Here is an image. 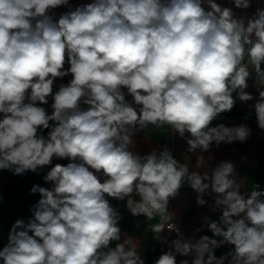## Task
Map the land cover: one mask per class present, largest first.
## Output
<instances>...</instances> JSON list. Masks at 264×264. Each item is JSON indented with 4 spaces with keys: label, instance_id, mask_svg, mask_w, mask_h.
Wrapping results in <instances>:
<instances>
[{
    "label": "clouds",
    "instance_id": "1",
    "mask_svg": "<svg viewBox=\"0 0 264 264\" xmlns=\"http://www.w3.org/2000/svg\"><path fill=\"white\" fill-rule=\"evenodd\" d=\"M62 6L68 10L54 19ZM251 7L0 0V170L39 174L50 166L43 180L51 185L31 187L40 198L11 225L0 264H146L112 200L133 217L159 215L151 231L163 247L152 264H264V188L242 192L231 160L200 171L214 159L205 155L213 145L251 136L247 123L214 124L238 102L264 131V6L257 0L251 16L234 10ZM149 126L183 139L195 169L166 146L137 152L135 136ZM185 184L198 207L219 213L195 230L211 236L185 237L168 223L170 200Z\"/></svg>",
    "mask_w": 264,
    "mask_h": 264
},
{
    "label": "crops",
    "instance_id": "2",
    "mask_svg": "<svg viewBox=\"0 0 264 264\" xmlns=\"http://www.w3.org/2000/svg\"><path fill=\"white\" fill-rule=\"evenodd\" d=\"M91 0H69V4L75 8L81 3H90ZM218 3H221L224 6H230V0H217ZM260 6H264V0H260ZM257 7V0H252V7L247 10L234 9L237 15L247 14L251 16ZM68 10L67 6H62L54 10L53 16L54 19H58L59 15ZM67 67V65H66ZM71 79V76H66L63 79H57L54 85V91L58 88L61 83H67ZM251 84V82H250ZM249 91L254 92V89L250 86ZM126 91V90H125ZM128 99H131L128 97ZM240 109L243 112V115L237 118H230L225 114H222L216 123H224L227 126L239 125L241 123H247L251 128V136L249 139L244 142H234L231 144H221L219 147L213 145L209 153L205 155H211L214 159L209 160L205 168H201L200 171H211L212 167L216 166L220 160H231L236 165V172L238 173L236 179L237 182L241 184L242 192H250L254 189L255 184L258 183L261 188H264V131L260 130L257 127L254 115L245 120L247 115V105L240 102L237 103ZM51 99L49 100V105L45 107L51 112ZM46 134V131H45ZM135 150L140 154H147L153 149H161L162 146L168 147L176 159L181 162H186L189 164L190 169H195V155L187 153V144L185 141L177 135L171 134V130L165 126L162 129L149 126L145 132H140L135 136ZM199 153H197L198 155ZM246 157V159H242ZM66 165L69 163L68 160H58L53 159V165L55 164ZM50 167V166H49ZM49 167L43 169L44 173L49 170ZM11 179L6 175V173L0 170V194L10 185ZM49 187L51 186L48 184ZM209 200V203L212 202L211 198L205 197ZM119 211L122 214L123 219L121 223L129 224L133 221L134 217L127 211L124 207V202H121ZM169 214L175 213V219L180 223L181 232L185 237L195 234L197 237L199 235L207 234L211 236L212 234L207 231L206 227L202 232L196 233L195 230L201 227L203 223V216L208 215L211 218L215 219L218 217V212L210 211L208 206L198 207L196 205V193L192 191L186 184L181 188L180 194L170 200ZM159 215H157L152 220H147V226L141 236H134L128 233H124L125 236H130L138 244V251L141 256H145L147 259V254L144 253L145 247L147 244L157 243L156 234L151 231V226L156 223ZM160 235H168L167 232L161 233ZM170 238H175V233L173 232ZM162 245H156L155 249L158 248L162 250ZM230 246L222 247L219 250L220 255L229 250ZM153 252V249H150ZM159 256V255H158ZM178 259H180L178 257Z\"/></svg>",
    "mask_w": 264,
    "mask_h": 264
},
{
    "label": "trees",
    "instance_id": "3",
    "mask_svg": "<svg viewBox=\"0 0 264 264\" xmlns=\"http://www.w3.org/2000/svg\"><path fill=\"white\" fill-rule=\"evenodd\" d=\"M226 116L230 118H237L243 115L242 110L239 105L236 104L231 112L224 113ZM215 167V166H214ZM212 167V168H214ZM8 175L11 179L10 185L0 194L2 200H0V213L4 211H10L11 208H17L21 210V217L27 219L31 213L30 208L34 205L39 197V194H30V189L34 184H40L43 187H49L43 180V176L45 175L44 171L41 170L39 174L27 172L23 175H13L11 171L2 170ZM111 203L114 207L120 209L121 202L112 200ZM28 213L29 216H25ZM14 216L10 212L9 216L1 217L0 216V234L7 237L8 231L16 220L13 218ZM120 226L123 232L134 235L141 236L147 226V220L143 216L134 217L133 221L129 224H124L120 222ZM161 250L158 248L153 251L149 257L146 259V264H152V261L160 255ZM216 255L220 256L219 250H216Z\"/></svg>",
    "mask_w": 264,
    "mask_h": 264
},
{
    "label": "rangeland",
    "instance_id": "4",
    "mask_svg": "<svg viewBox=\"0 0 264 264\" xmlns=\"http://www.w3.org/2000/svg\"><path fill=\"white\" fill-rule=\"evenodd\" d=\"M10 212L14 216L13 217L14 219H17V218L21 217V210L17 209V208H11L9 212L8 211H4V212L0 213V216L1 217H7V216H9ZM25 216L28 217L29 214L26 213ZM3 243H6V237L0 234V247L3 246ZM156 245H158V244L157 243H153V244H150V245L149 244L146 245L144 253L147 254V258L149 257V253L151 252L150 249H153V247H156Z\"/></svg>",
    "mask_w": 264,
    "mask_h": 264
},
{
    "label": "built area",
    "instance_id": "5",
    "mask_svg": "<svg viewBox=\"0 0 264 264\" xmlns=\"http://www.w3.org/2000/svg\"><path fill=\"white\" fill-rule=\"evenodd\" d=\"M159 222H160V217H158V219H157L155 224H157ZM168 223L174 224L176 227L180 228V223L175 218L172 221H169ZM155 224H153V225H155Z\"/></svg>",
    "mask_w": 264,
    "mask_h": 264
}]
</instances>
